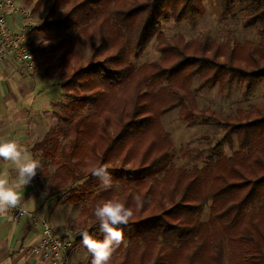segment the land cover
Returning a JSON list of instances; mask_svg holds the SVG:
<instances>
[{"label":"trees","instance_id":"1","mask_svg":"<svg viewBox=\"0 0 264 264\" xmlns=\"http://www.w3.org/2000/svg\"><path fill=\"white\" fill-rule=\"evenodd\" d=\"M215 1L222 16L241 6V26L256 28L258 42L159 32L162 20L202 16L203 0H53L54 18L34 28L43 40L35 53L56 73L68 123L65 147H53L49 133L32 147L58 166L40 170L46 197L69 194V203H80L78 235L97 239L98 204L119 200L133 210L109 264H264V108L222 118L199 111L192 88L196 80L197 90L217 86L223 94L264 81V0ZM153 39L160 58L136 67L132 58ZM174 110L185 125L222 134L203 135L202 149L185 148L190 169L171 163L161 119ZM97 165L107 166L112 188L91 175ZM78 264H91L90 254Z\"/></svg>","mask_w":264,"mask_h":264},{"label":"rangeland","instance_id":"2","mask_svg":"<svg viewBox=\"0 0 264 264\" xmlns=\"http://www.w3.org/2000/svg\"><path fill=\"white\" fill-rule=\"evenodd\" d=\"M32 12L33 16L37 18V24L45 22L47 19L54 18V15L49 16L53 0H22ZM203 7L205 12L202 16H197L191 21H183L176 23L173 19L162 20L159 32L166 38L181 36L185 40L190 41L195 38H201L206 42L223 43L227 38H231L235 43L242 44L246 40L258 42L256 28L244 29L241 26L242 12L241 6H235L231 12L222 16L219 11V4L215 0H203ZM35 49H38L43 43L42 36L34 33ZM40 45V46H39ZM37 51V50H36ZM35 51V52H36ZM88 49L84 48V57H88ZM160 58V54L156 50V41L153 39L149 45L139 50L135 57L132 58L133 64L138 67L141 64L156 61ZM35 73H39L40 80L46 81L48 84L44 86L45 96L50 100L51 107L47 108L45 112L40 111L41 116L36 118L37 133L36 140L40 141L46 133H49L51 144L57 149L65 147L67 136L66 130L68 123L65 117L61 114V105L66 102L65 97L59 91L58 79L56 73L47 71L46 66L40 61L39 54L35 53ZM33 72V73H34ZM196 80L193 83V96L198 106L199 111H212L219 114L222 118L234 119L237 110H247L252 106L264 108V81L252 82L249 87H231L228 91L221 94L217 86L204 88L202 90L196 89ZM41 86V85H40ZM44 92V91H43ZM46 100V101H47ZM161 124L164 131L169 134L174 151L171 156V163L175 167H182L190 169L194 163H190L187 157H184L183 151L185 148L193 150L202 149L205 144L202 136L215 135L218 139L221 137V132L213 125H202L199 123L193 126L185 125L179 119L178 110H174L161 119ZM45 133V134H44ZM44 134V135H43ZM43 135V137H42ZM37 143V142H36ZM226 154L229 155L228 148L224 145ZM236 150V149H235ZM34 158L41 161V167L37 172V186L38 189L44 190L46 182L40 176L42 167H46L49 173H52L58 166H52L47 159H44L42 152L35 154ZM45 191V190H44ZM69 194L57 201L52 199L53 206L59 202H64V209L62 210V220L65 216L68 218V223L63 226L54 228L56 235L70 239L75 243V239L81 235L78 228L74 224V219L77 217L81 204H71L66 198ZM57 211L58 208H57ZM208 208L203 214V221L208 218ZM52 227V226H51ZM74 252L71 253L72 264H77L78 261H83L89 254L82 244L77 246L75 244ZM122 249H116L115 254L119 255ZM227 259V258H226Z\"/></svg>","mask_w":264,"mask_h":264},{"label":"crops","instance_id":"3","mask_svg":"<svg viewBox=\"0 0 264 264\" xmlns=\"http://www.w3.org/2000/svg\"><path fill=\"white\" fill-rule=\"evenodd\" d=\"M34 19L36 23L38 19ZM7 21L9 31L17 33L21 27V17L10 16ZM40 78L39 73L22 72L20 65L13 61L0 65V138L14 139L23 144L32 158L35 156L32 147L38 142L35 135L38 132L36 118L41 116L40 111L45 112L51 107L44 90L48 84L41 82ZM0 175L14 183L15 166L0 160ZM64 205L61 201L53 206L52 199L47 198L45 191L37 186L21 189V206L26 215L21 219H14L9 213L0 215V264H48L34 254L33 248L40 239L43 219L50 223L53 231L58 225L68 223L67 216L62 220Z\"/></svg>","mask_w":264,"mask_h":264},{"label":"clouds","instance_id":"4","mask_svg":"<svg viewBox=\"0 0 264 264\" xmlns=\"http://www.w3.org/2000/svg\"><path fill=\"white\" fill-rule=\"evenodd\" d=\"M0 160L15 166L16 180L0 175V215L21 205V189H25L37 175L41 161L32 158L26 146L14 139L0 138ZM91 175L99 179L100 185L107 190L113 187L111 173L107 166L97 165ZM134 215L133 210L119 200H107L98 204L94 216L99 222L103 239H97L88 231L81 233V244L91 256V264H109L115 250L124 240L121 225H127Z\"/></svg>","mask_w":264,"mask_h":264},{"label":"built area","instance_id":"5","mask_svg":"<svg viewBox=\"0 0 264 264\" xmlns=\"http://www.w3.org/2000/svg\"><path fill=\"white\" fill-rule=\"evenodd\" d=\"M10 16L21 17V27L17 33L9 31L7 19ZM35 27L31 10L21 0H0V65L13 61L20 65L24 73L36 70L33 38ZM37 180L36 175L28 186H35ZM8 213L14 219H21L26 215L21 205ZM73 249L74 244L70 239L56 235L50 223L46 219L42 220L40 239L33 248L40 260L48 264H72L70 256Z\"/></svg>","mask_w":264,"mask_h":264}]
</instances>
